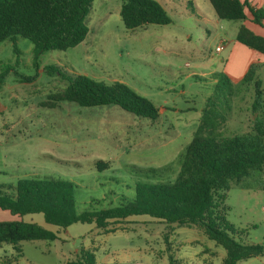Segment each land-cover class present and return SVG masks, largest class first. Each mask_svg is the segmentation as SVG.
I'll use <instances>...</instances> for the list:
<instances>
[{
    "label": "rangeland",
    "instance_id": "rangeland-1",
    "mask_svg": "<svg viewBox=\"0 0 264 264\" xmlns=\"http://www.w3.org/2000/svg\"><path fill=\"white\" fill-rule=\"evenodd\" d=\"M155 1L170 23L128 30L119 15L121 0H93L85 19L89 31L74 47L35 56L26 38L0 42V186L14 188L27 178L63 179L74 186L77 212L113 207L134 197L136 183L174 181L210 101L220 115L225 113L218 127L222 136L252 131V85L239 82L243 75L234 77L239 73L235 63L230 73L234 78L226 70V45L238 22L215 21L208 0ZM220 45L223 49L217 52ZM50 66L53 72L44 71ZM76 74L126 84L152 101L158 118L138 117L115 105H44L50 94L67 85L62 76ZM219 74L230 78V84L217 83ZM257 181H264V169L254 172L249 187L231 183L220 214L242 232L235 236L238 241L260 243L264 249V189ZM12 219L0 210V221ZM22 220L57 237L16 246L3 243L0 264H64L83 250L103 264H167L169 257L175 264H221L225 255L199 228L168 225L148 215L112 222L108 227L115 231L109 233L78 222L59 229L41 213ZM237 264H264V255Z\"/></svg>",
    "mask_w": 264,
    "mask_h": 264
},
{
    "label": "trees",
    "instance_id": "trees-1",
    "mask_svg": "<svg viewBox=\"0 0 264 264\" xmlns=\"http://www.w3.org/2000/svg\"><path fill=\"white\" fill-rule=\"evenodd\" d=\"M93 0H0V42L17 36L28 39L34 46V55L46 50H66L81 43L89 29L85 19ZM219 20L237 21L234 40L264 55V38L256 35L242 22L248 8L257 23L263 12L249 6L247 0H208ZM119 15L124 27L133 30L147 24L165 25L170 18L155 0H121ZM264 66V64H263ZM257 62H251L239 79L252 85L250 111L252 131L222 136L218 132L225 121L210 101L202 110L199 124L181 155L179 169L173 182L136 183L134 197L117 206L99 210L76 211L74 186L68 180L27 178L18 180L15 187L0 186V210L8 211L15 219L0 221V245L16 246L24 240H55L56 234L44 227L22 220L26 214L41 213L47 224L65 229L73 223L94 224L105 232H114L108 226L130 216L148 215L162 223L177 226H195L209 240L225 250L221 264L264 255L260 243H244L236 231L220 214L230 184L249 187L247 182L254 172L264 169V71L259 77ZM44 71L53 72V67ZM67 85L50 94L44 105L67 101L82 107L115 105L135 116L155 120L158 109L148 98L139 95L126 84L95 81L86 75L62 76ZM224 83L230 78L215 75ZM233 89H229L228 96ZM227 110L229 106L225 104ZM148 171L154 172L155 168ZM264 189V181H257ZM9 189L12 191L9 192ZM20 251V249H18ZM64 264L97 263L93 252L83 250L78 257ZM167 264H175L169 257Z\"/></svg>",
    "mask_w": 264,
    "mask_h": 264
},
{
    "label": "crops",
    "instance_id": "crops-1",
    "mask_svg": "<svg viewBox=\"0 0 264 264\" xmlns=\"http://www.w3.org/2000/svg\"><path fill=\"white\" fill-rule=\"evenodd\" d=\"M247 1L251 8L262 11L264 15V0H247ZM244 11H245L246 17H245V20L242 22V24L245 25L248 29H250L256 35H259L264 38V17L261 19L259 23H257L253 20V16L248 8H245ZM214 17L216 19L215 21H218L215 14H214ZM239 25L240 23L238 22V24L236 25V30ZM229 41H230V44L226 45L227 49L229 50L228 55H230L228 57L229 61L226 60V64H227L226 70L229 73V75L233 74L231 72H234L233 63H235L236 69L239 70L238 74H234L235 75L234 77L236 78H239L240 76H242L245 73V70L247 66L249 65V63L253 61L257 62L260 65L259 72L261 71V69L264 67L263 66L264 55H262L261 53H259L258 51L254 49L248 48L247 46L235 41L233 38L230 39ZM233 55H235V57L232 60H230V57H232ZM236 56H237V60L235 59ZM239 56H241V58H238Z\"/></svg>",
    "mask_w": 264,
    "mask_h": 264
},
{
    "label": "built area",
    "instance_id": "built-area-1",
    "mask_svg": "<svg viewBox=\"0 0 264 264\" xmlns=\"http://www.w3.org/2000/svg\"><path fill=\"white\" fill-rule=\"evenodd\" d=\"M222 49H223V48H222L221 45L216 47V51H217V52L221 51Z\"/></svg>",
    "mask_w": 264,
    "mask_h": 264
}]
</instances>
